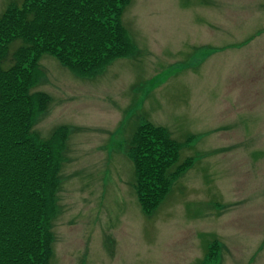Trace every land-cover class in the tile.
<instances>
[{
    "label": "rangeland",
    "instance_id": "obj_1",
    "mask_svg": "<svg viewBox=\"0 0 264 264\" xmlns=\"http://www.w3.org/2000/svg\"><path fill=\"white\" fill-rule=\"evenodd\" d=\"M121 21L132 52L98 74L39 62L31 131L67 129L50 264H264V0H130ZM145 123L192 162L149 216L126 153Z\"/></svg>",
    "mask_w": 264,
    "mask_h": 264
},
{
    "label": "trees",
    "instance_id": "obj_2",
    "mask_svg": "<svg viewBox=\"0 0 264 264\" xmlns=\"http://www.w3.org/2000/svg\"><path fill=\"white\" fill-rule=\"evenodd\" d=\"M129 2L23 0L0 13V264H50L53 257L51 226L67 129L44 141L31 131L50 102L32 92L41 77L39 62L48 55L89 78L128 56L132 44L121 17ZM127 147L137 201L149 216L192 162L177 164L179 145L149 123L138 127Z\"/></svg>",
    "mask_w": 264,
    "mask_h": 264
}]
</instances>
